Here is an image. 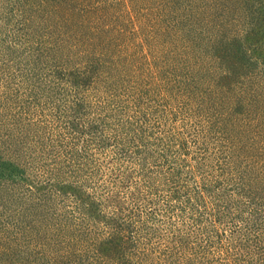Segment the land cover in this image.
I'll use <instances>...</instances> for the list:
<instances>
[{
    "label": "trees",
    "instance_id": "trees-1",
    "mask_svg": "<svg viewBox=\"0 0 264 264\" xmlns=\"http://www.w3.org/2000/svg\"><path fill=\"white\" fill-rule=\"evenodd\" d=\"M0 264H264V0H0Z\"/></svg>",
    "mask_w": 264,
    "mask_h": 264
},
{
    "label": "rangeland",
    "instance_id": "rangeland-1",
    "mask_svg": "<svg viewBox=\"0 0 264 264\" xmlns=\"http://www.w3.org/2000/svg\"><path fill=\"white\" fill-rule=\"evenodd\" d=\"M117 15H118V13H117ZM125 17H126V19H131L132 16H130V15L126 16V14H125Z\"/></svg>",
    "mask_w": 264,
    "mask_h": 264
}]
</instances>
